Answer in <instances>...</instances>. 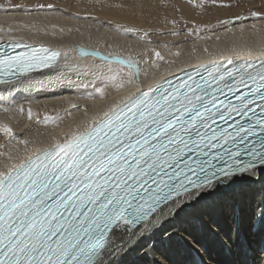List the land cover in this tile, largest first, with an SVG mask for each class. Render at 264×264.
<instances>
[{
    "label": "snow or ice",
    "instance_id": "obj_1",
    "mask_svg": "<svg viewBox=\"0 0 264 264\" xmlns=\"http://www.w3.org/2000/svg\"><path fill=\"white\" fill-rule=\"evenodd\" d=\"M8 7L24 6L0 5ZM79 51L104 61L98 70L116 87H124V68L127 83L138 81V61ZM60 57L9 36L0 45V85L19 86ZM136 87L83 131L0 170V264H126L188 209L237 185L259 197L248 228L260 239L241 244L232 264H264V58H229ZM0 131L12 135L8 124ZM165 209L173 219L162 225ZM234 229L239 235V220Z\"/></svg>",
    "mask_w": 264,
    "mask_h": 264
},
{
    "label": "bare ground",
    "instance_id": "obj_2",
    "mask_svg": "<svg viewBox=\"0 0 264 264\" xmlns=\"http://www.w3.org/2000/svg\"><path fill=\"white\" fill-rule=\"evenodd\" d=\"M148 5L151 6L148 2L144 3L143 10L140 9L139 13L143 16L138 19L143 21L140 26H153L156 23L153 17L161 15L157 8L151 9ZM135 8L139 10L140 6L127 10L104 4L91 6L89 12L97 16L92 19L51 9L0 11V28L3 29L0 32L3 39L0 40L15 36L29 43L62 48L64 51L57 67L36 72L31 80H25L19 86H0V125L8 124L12 129L11 136L0 131V170L15 164L18 157L66 138L98 119L105 105L113 103L121 95L128 96L137 88V82H142L144 86L150 77L158 80L199 61L226 59L230 55L243 58L242 52L246 51L253 58H264V17L231 21L227 25L198 32L193 37L190 34L171 37L152 44L155 47L149 52L148 47L152 46L149 41L134 36L122 27L136 25ZM183 12L186 16L191 15L189 9ZM196 20L202 21L193 17V22ZM84 47L101 51L102 55L113 53L138 61V81L127 83V69L124 68L121 76L122 79L126 76L127 80H123L124 87H116L119 81L106 80L98 70V67L104 68V61L94 55H81L79 50ZM112 67L120 66L114 64ZM66 80L74 81L76 88L66 85ZM91 84L95 86L94 91L92 89L91 94L86 95ZM35 85L37 87H33ZM98 87L105 88L103 96L96 91ZM37 104L41 105L36 108ZM21 105L23 108L28 105L33 110L31 119L28 115L19 118ZM68 110H72V114L67 113ZM25 111L28 114V110ZM40 118L46 121L42 123ZM83 118L86 120L84 124L81 122ZM37 120L41 123L34 126ZM78 122H81L79 127ZM258 199L255 191L246 186L226 188L173 220L174 227L166 225L167 231L162 235L157 233L155 238L146 240L139 253L126 258V264H194L196 257H201L205 264H232L241 244L259 243L260 238L252 237L248 228L249 215ZM170 219L173 218L167 215L165 209L161 224ZM234 219L241 224L239 235L234 229ZM169 235L174 238L168 239ZM145 254L147 259H144Z\"/></svg>",
    "mask_w": 264,
    "mask_h": 264
},
{
    "label": "rangeland",
    "instance_id": "obj_3",
    "mask_svg": "<svg viewBox=\"0 0 264 264\" xmlns=\"http://www.w3.org/2000/svg\"><path fill=\"white\" fill-rule=\"evenodd\" d=\"M140 2H142V4H140ZM143 2H148L149 4H151V6L148 5L149 8H157L158 13L161 14L159 15L160 17H153V20H155L156 23L151 27H148L147 25L140 26L141 23L143 24V21L139 22L138 20L139 17H143L141 13H139L144 8ZM4 4H7V0H0V5ZM12 4L22 5L24 7L0 8V11H22L28 9L47 10L49 8H38L37 6L40 4H43L45 6L48 4H53L55 7L52 8L51 11L61 10L72 15L79 14L78 16H82L87 19H92L96 18L97 16L92 14L93 12H89L88 8L91 6H102L104 4L116 8V5H121L119 9L121 8L124 10L130 9L131 7L134 8L135 6H140L139 10H137V7V9H133V13H135L136 10L135 15H137V17L135 16V19H137L136 21H138V24L136 22H133L134 24H136L135 26L133 24L121 25L125 30H127V32L135 34L134 36L142 39L145 38L147 41L150 42L151 45L158 43L162 40H169L168 38L171 37L181 36L182 34H190L193 37L199 33H202L203 31L209 30L210 28H217L223 25H227V23L231 21L240 22L243 20H255L264 17V0H216V3H213V0H193L192 3H189V0H12ZM223 5L230 6L225 7ZM184 9H189L191 11V15L186 16L183 12ZM253 12L258 13V15L253 16L251 14ZM193 17L200 18L202 19V21L196 20V22H193ZM145 33H147V35H145ZM154 47L155 45H152L151 47L149 46L148 51H152ZM145 52L146 51H144V53ZM123 80H127V77L125 76ZM73 82L66 80L65 84L70 85V87L72 88H76L73 86ZM90 86V91H88L86 95L91 94L90 92H92V89L94 91L95 86H93L92 84ZM33 87L37 86L35 85ZM38 87L40 86L38 85ZM9 97L10 95L7 96L6 99L9 100ZM24 103H26V101H24ZM39 105L41 104H37L36 108ZM28 109L30 108L28 107V105H26L24 107V111L18 113L20 115L19 118L23 117V115H28L25 111ZM44 110L45 107L41 109L42 113ZM31 111L34 114L32 109ZM68 111L69 112L67 113L72 112V110ZM42 119L43 118L39 119L40 121H42V123L46 121V119ZM39 120L35 121L36 124H34V126H37L39 123H41ZM85 121V118H83L81 120L82 124H84ZM81 122H78V127L80 126ZM21 153L23 154V152ZM1 166L5 165L1 164Z\"/></svg>",
    "mask_w": 264,
    "mask_h": 264
}]
</instances>
